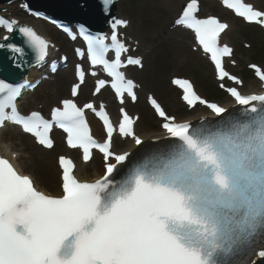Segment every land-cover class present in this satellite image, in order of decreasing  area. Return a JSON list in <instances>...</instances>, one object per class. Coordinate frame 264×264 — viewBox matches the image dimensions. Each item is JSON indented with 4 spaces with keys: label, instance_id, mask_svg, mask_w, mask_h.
Instances as JSON below:
<instances>
[{
    "label": "snow or ice",
    "instance_id": "snow-or-ice-1",
    "mask_svg": "<svg viewBox=\"0 0 264 264\" xmlns=\"http://www.w3.org/2000/svg\"><path fill=\"white\" fill-rule=\"evenodd\" d=\"M115 0H101L105 15ZM223 3L249 23L264 25V11L256 10L243 0H223ZM31 11L28 6L22 5ZM198 0H190L178 20L195 33L203 52L210 54L218 79L228 78L238 85L243 83L231 75L224 67V57L232 54L227 45L221 46L219 37L225 29L216 17L198 18ZM40 16V13H36ZM111 44L107 34H91L84 24H78L81 37L86 41L90 63L102 66L112 78L111 88L123 104L127 94L133 101L137 99L136 83L126 79L121 71L127 65L143 67L142 59L129 57L125 63L122 55L128 48L119 38L120 26L127 21L112 17ZM0 26L8 33L18 32L26 38L25 44L35 55V62L42 64L47 56L49 42L28 26H19V21L0 16ZM75 40L76 34L65 28ZM0 42V49L7 48L16 54L15 67H20V58L27 55L26 48L11 42L9 36ZM114 51L115 58L109 60L107 54ZM80 58L84 51L77 49ZM257 76L264 81V71L256 65ZM77 83L72 89L76 96L80 84L84 82L85 72L78 66ZM2 71V69H0ZM96 75V73H93ZM173 84L183 90L182 99L190 107L199 102L206 104L216 114H223L225 108L204 101L187 79H174ZM106 81L98 82L97 92L104 88ZM221 87H224L222 84ZM31 84L6 82L0 78V129L8 123L19 125L23 132L36 138L39 145L52 149L54 141L50 137L53 125L67 133V144L71 148L83 150L85 162L92 158L93 149H98L107 161L115 158L123 162L126 155H115L111 151L115 131L106 111L97 112L92 103L81 108L72 99L61 101L62 107L52 110V119H46L39 111L22 115L17 101ZM241 105L252 101L264 102V96H244L237 88H228ZM150 103L159 117L166 122L162 127L173 138L191 142L187 124L175 122L155 98ZM85 108L96 112L107 130V140L98 143L93 138L85 118ZM123 118L119 124V134L131 137L135 144L143 143L136 135V120L121 109ZM207 149L212 151L222 145V135L212 134L205 138ZM62 188L64 195L54 198L38 191L28 175H20L6 158L0 157V264H228L229 258L243 253L251 247L258 231L264 229V203L250 210L240 220H234L223 211L228 206L226 191L217 192L224 181L205 179L202 189L188 187L178 174L167 171H150L146 162L131 169L129 175L119 186L107 177L95 183H82L74 176L75 164L72 159L61 157ZM116 168L107 164L106 172L111 175ZM215 193V195H211ZM264 257V250L256 253ZM238 264H247L239 261Z\"/></svg>",
    "mask_w": 264,
    "mask_h": 264
},
{
    "label": "rangeland",
    "instance_id": "rangeland-1",
    "mask_svg": "<svg viewBox=\"0 0 264 264\" xmlns=\"http://www.w3.org/2000/svg\"><path fill=\"white\" fill-rule=\"evenodd\" d=\"M176 6V2L174 3L173 0H123L122 1V9L123 14L126 15L131 21V30L130 34L132 33L137 38H141L145 42H149L153 46V52L149 56L148 65L146 70L141 74L142 81L145 84V89L154 92L159 98L165 103L169 111L176 112L178 115L181 114L180 110H175L174 107L170 106L167 97H173L174 94L170 91V83L169 77L172 74H181V75H189L193 76L197 82H204L205 87L201 88V92L212 99L217 98L218 90L215 87L214 81L211 78L210 70L208 65L204 62L200 63L193 60V62L185 63V59L183 54L180 57V60L173 58V61L168 63L163 71H161L160 79L161 85L164 86L168 93H162L160 91V87H158L157 83L154 82L152 79L153 73L156 71L157 68L156 64L160 62V57L162 49L165 48L164 41H168L164 37H161L163 34V26L168 20V12L172 11L173 8ZM239 28L235 31L232 36V41L237 46L238 50L241 53V56L244 57L245 63L248 61H256L261 63L264 66V33L260 32L256 28L245 27L240 23L237 24ZM236 25V26H237ZM237 26V27H238ZM246 39L250 41L252 45V49L245 50L240 46V41ZM173 44H176L178 47L180 46L175 42V40H171ZM189 50V49H188ZM190 51V50H189ZM185 52L184 49H180L177 53ZM175 56V52L172 53ZM187 55V54H184ZM196 59V56L193 57ZM178 63V64H177ZM178 65V66H177ZM65 95V94H64ZM172 95V96H171ZM183 109V108H182ZM134 110H138L142 112L145 117V129H151L157 127V123L155 120L151 119L152 113L150 109L146 107V104L140 103ZM153 117V116H152ZM55 151L53 155L56 154ZM40 153V152H38ZM42 154V153H40ZM54 158L46 163L45 166L40 165L35 168V164H30L29 168L40 175V184L43 187H49L52 183L59 184L58 180V171L56 167V161ZM24 165H26L24 163ZM28 165V164H27ZM36 174V177L37 175ZM38 178V177H37ZM50 184V185H49ZM49 185V186H47ZM51 188V187H50ZM51 192L54 191L53 188L50 190Z\"/></svg>",
    "mask_w": 264,
    "mask_h": 264
},
{
    "label": "bare ground",
    "instance_id": "bare-ground-1",
    "mask_svg": "<svg viewBox=\"0 0 264 264\" xmlns=\"http://www.w3.org/2000/svg\"><path fill=\"white\" fill-rule=\"evenodd\" d=\"M35 23H37V22H35ZM37 24L39 25L40 28L45 29L46 30L45 33L47 34V32H48L47 29H50V26L46 25L45 23H37ZM236 29L234 28V30H233V27L230 29V32L227 33L228 36H226L227 39L229 38L230 34H234L235 33ZM41 31H42V33H44L43 30H41ZM4 34H5V32L0 30V39H2ZM52 34H53V37H55L54 35L58 36V33H54L53 31H52ZM180 49H182L181 46L178 47L176 44H173L171 41H168L166 43V45H165V48L162 49V52H161L162 53L161 54L162 57H160V62L156 64L155 68H157V69L153 73V77H152L154 82H156L158 87H160V91L162 93L163 92L164 93H166V92L168 93V90H166L164 88V86L161 85V83H162L161 79H160L161 71H163L162 69H164V67L168 63L173 61L174 56L172 55V53L175 52V54H177V52ZM69 78H70V75H65L57 83L48 84L49 86H46L45 87L46 89H44V91L46 90V92L43 93V94H38V95L41 96V98L44 100L45 103H50V102L56 100V98L60 94L65 92L66 81ZM199 84H200V88H204L205 87V83L204 82H200ZM167 98L169 99V101L172 102L171 103L172 105H176L178 107V105L175 103V101H172L171 98H169V97H167ZM199 113H200V111H199ZM199 113H193V115H188V114L187 115H182V116H180L179 119L180 120H185V119H190V118H193V117H197L199 115ZM200 115H201V113H200ZM144 117H145V115L142 113L140 118L137 121V131H138V133L141 134V136H143L146 141H148L151 137H160V136H162V133L157 128L145 129L146 127H145V124H144V121H145ZM150 118L152 119L151 116H150ZM18 140H19V144L17 143ZM7 141H9V142L7 143ZM0 145L3 147V152L5 154H8V151H11V152L20 151L19 152V159L17 161H18V164H19V167H20L21 171H23L24 173H29L27 171V169L30 170V168L23 167V165H22V163L25 161L26 153L30 154V156L32 157L33 161H36V163L38 162V164H40V165L45 166L46 163H48L50 161V158H49L50 156H48L50 154L46 155V154L38 153L40 148L34 146L31 143L29 137L24 135V134H22V133H20L18 130H16V128H14L13 130H10L8 128V130L6 132H0ZM125 148L131 149L134 152L138 149L137 147H135L133 145L132 140H128L126 142ZM90 166L93 167L92 168L93 172H94L93 173L94 174L93 177L98 176L97 170H98L99 166H98L97 158H95L94 164H93V161L90 162ZM88 171H89L88 165L81 164V165L78 166L77 172L82 178L88 179L89 177H91V176L88 175ZM49 185H47V186H49ZM52 188H53L54 191H56L57 184L55 183V180H54V183H52L49 187H46V188H43V189H45L47 192L55 194V195H59L60 194V192L59 193L50 192V190Z\"/></svg>",
    "mask_w": 264,
    "mask_h": 264
},
{
    "label": "water",
    "instance_id": "water-1",
    "mask_svg": "<svg viewBox=\"0 0 264 264\" xmlns=\"http://www.w3.org/2000/svg\"><path fill=\"white\" fill-rule=\"evenodd\" d=\"M31 5L44 9L48 12H51L61 18H74V13L77 11L76 8H72L71 12L72 14H66L70 10L69 8L71 6L70 3L74 2L75 0H28ZM76 9V11H75Z\"/></svg>",
    "mask_w": 264,
    "mask_h": 264
}]
</instances>
